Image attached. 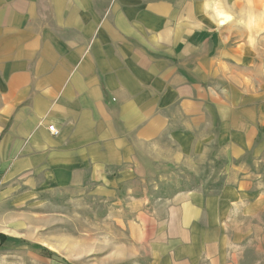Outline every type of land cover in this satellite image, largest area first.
Returning a JSON list of instances; mask_svg holds the SVG:
<instances>
[{
    "label": "crops",
    "instance_id": "0c3cea01",
    "mask_svg": "<svg viewBox=\"0 0 264 264\" xmlns=\"http://www.w3.org/2000/svg\"><path fill=\"white\" fill-rule=\"evenodd\" d=\"M197 1L0 0L7 241L28 244L25 221L51 213V200L87 195L111 208L122 200L117 211L133 215L124 251L149 264H226V216L264 207V111L213 94L225 64L206 47ZM245 153L252 165L236 164ZM149 160L186 161L199 186L154 202L119 189Z\"/></svg>",
    "mask_w": 264,
    "mask_h": 264
},
{
    "label": "rangeland",
    "instance_id": "374dc122",
    "mask_svg": "<svg viewBox=\"0 0 264 264\" xmlns=\"http://www.w3.org/2000/svg\"><path fill=\"white\" fill-rule=\"evenodd\" d=\"M197 5L201 20L197 26L206 30L210 42L206 47L211 46L212 53L222 49L225 64L212 78L213 94L225 97L229 105L243 102L264 111V0H198ZM229 138L241 140L239 135ZM252 159L245 153L235 163L252 165ZM192 161L197 165L201 160ZM185 162L174 166L149 160L145 175L142 167L140 176L119 189L129 188L133 195L147 192L149 202L195 189L202 175L198 177ZM260 168L264 171V165ZM210 185L218 190L224 184H206ZM51 203V213L29 215L25 221L27 229L21 236L28 237V244L15 247V239L3 243L0 264H149L144 251H124L128 241L124 224L133 215L117 211L123 204L111 208V201L87 195L82 201L55 199ZM225 222L227 240L222 253L226 264H264V207L255 214L234 209Z\"/></svg>",
    "mask_w": 264,
    "mask_h": 264
},
{
    "label": "built area",
    "instance_id": "2783aa9c",
    "mask_svg": "<svg viewBox=\"0 0 264 264\" xmlns=\"http://www.w3.org/2000/svg\"><path fill=\"white\" fill-rule=\"evenodd\" d=\"M48 131L53 135L58 134V130L53 125L48 126Z\"/></svg>",
    "mask_w": 264,
    "mask_h": 264
},
{
    "label": "trees",
    "instance_id": "16d2710c",
    "mask_svg": "<svg viewBox=\"0 0 264 264\" xmlns=\"http://www.w3.org/2000/svg\"><path fill=\"white\" fill-rule=\"evenodd\" d=\"M7 240V237L3 234H0V247Z\"/></svg>",
    "mask_w": 264,
    "mask_h": 264
},
{
    "label": "bare ground",
    "instance_id": "6f19581e",
    "mask_svg": "<svg viewBox=\"0 0 264 264\" xmlns=\"http://www.w3.org/2000/svg\"><path fill=\"white\" fill-rule=\"evenodd\" d=\"M221 20V19H220Z\"/></svg>",
    "mask_w": 264,
    "mask_h": 264
}]
</instances>
